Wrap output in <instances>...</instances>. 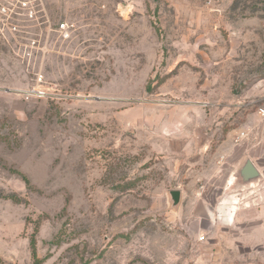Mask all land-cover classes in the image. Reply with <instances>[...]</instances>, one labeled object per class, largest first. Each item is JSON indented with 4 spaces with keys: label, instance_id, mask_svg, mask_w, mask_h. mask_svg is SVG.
<instances>
[{
    "label": "rangeland",
    "instance_id": "1",
    "mask_svg": "<svg viewBox=\"0 0 264 264\" xmlns=\"http://www.w3.org/2000/svg\"><path fill=\"white\" fill-rule=\"evenodd\" d=\"M263 104L264 0H0V264H264Z\"/></svg>",
    "mask_w": 264,
    "mask_h": 264
},
{
    "label": "water",
    "instance_id": "2",
    "mask_svg": "<svg viewBox=\"0 0 264 264\" xmlns=\"http://www.w3.org/2000/svg\"><path fill=\"white\" fill-rule=\"evenodd\" d=\"M204 141L205 140L202 138L201 144H203ZM261 178L262 174L251 158H246L244 160L236 176V180L243 186L258 181ZM182 195L183 194L180 190H172L169 192L172 209H177L180 206L182 202Z\"/></svg>",
    "mask_w": 264,
    "mask_h": 264
},
{
    "label": "built area",
    "instance_id": "3",
    "mask_svg": "<svg viewBox=\"0 0 264 264\" xmlns=\"http://www.w3.org/2000/svg\"><path fill=\"white\" fill-rule=\"evenodd\" d=\"M66 24L65 23H61L60 25H59V29L58 30H60L61 32H62V34H66L67 36H68V34H67V28H66ZM64 36V35H63ZM258 114L260 115V117H262V118H264V104L259 108V111H258ZM245 136V133H241L238 137H237V139L235 140L236 141V143H239L240 142V140H242V138Z\"/></svg>",
    "mask_w": 264,
    "mask_h": 264
},
{
    "label": "bare ground",
    "instance_id": "4",
    "mask_svg": "<svg viewBox=\"0 0 264 264\" xmlns=\"http://www.w3.org/2000/svg\"><path fill=\"white\" fill-rule=\"evenodd\" d=\"M232 217H233V214L232 215H230V218L232 219Z\"/></svg>",
    "mask_w": 264,
    "mask_h": 264
},
{
    "label": "crops",
    "instance_id": "5",
    "mask_svg": "<svg viewBox=\"0 0 264 264\" xmlns=\"http://www.w3.org/2000/svg\"><path fill=\"white\" fill-rule=\"evenodd\" d=\"M244 162V161H243Z\"/></svg>",
    "mask_w": 264,
    "mask_h": 264
}]
</instances>
